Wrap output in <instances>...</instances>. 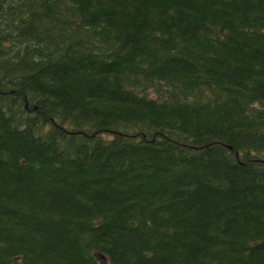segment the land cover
Masks as SVG:
<instances>
[{"label": "trees", "instance_id": "16d2710c", "mask_svg": "<svg viewBox=\"0 0 264 264\" xmlns=\"http://www.w3.org/2000/svg\"><path fill=\"white\" fill-rule=\"evenodd\" d=\"M262 156L264 0H0V264H264Z\"/></svg>", "mask_w": 264, "mask_h": 264}, {"label": "water", "instance_id": "95a60500", "mask_svg": "<svg viewBox=\"0 0 264 264\" xmlns=\"http://www.w3.org/2000/svg\"><path fill=\"white\" fill-rule=\"evenodd\" d=\"M100 260L103 261V258L101 257Z\"/></svg>", "mask_w": 264, "mask_h": 264}, {"label": "rangeland", "instance_id": "374dc122", "mask_svg": "<svg viewBox=\"0 0 264 264\" xmlns=\"http://www.w3.org/2000/svg\"><path fill=\"white\" fill-rule=\"evenodd\" d=\"M262 158H264V156H262Z\"/></svg>", "mask_w": 264, "mask_h": 264}]
</instances>
